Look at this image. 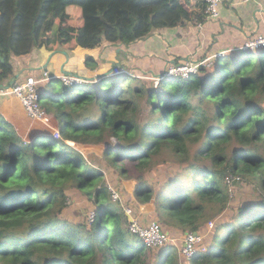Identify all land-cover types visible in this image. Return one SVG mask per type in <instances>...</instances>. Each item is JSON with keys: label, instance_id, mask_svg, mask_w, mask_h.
<instances>
[{"label": "trees", "instance_id": "obj_1", "mask_svg": "<svg viewBox=\"0 0 264 264\" xmlns=\"http://www.w3.org/2000/svg\"><path fill=\"white\" fill-rule=\"evenodd\" d=\"M207 7V0H0V85L15 75L14 56L104 40L128 46L160 28L205 23ZM59 18L66 24L57 27ZM202 61H192L201 64L188 78L166 76L158 87L122 67L89 83L46 80L41 102L61 138L36 131L26 139L12 106L0 108V264H264V48L216 56L212 69ZM85 63L98 65L91 55ZM77 144L103 145L104 162L171 231H197L230 209L228 172L258 198L217 224L215 243L188 262L171 245L152 255L130 229L121 190ZM161 161L191 175L173 201L166 189L180 173L159 185L146 178ZM76 194L94 205V221L64 215Z\"/></svg>", "mask_w": 264, "mask_h": 264}, {"label": "rangeland", "instance_id": "obj_2", "mask_svg": "<svg viewBox=\"0 0 264 264\" xmlns=\"http://www.w3.org/2000/svg\"><path fill=\"white\" fill-rule=\"evenodd\" d=\"M64 24H66V19L59 18L57 21V27L62 26ZM199 24L201 23H197V22L190 20L183 26L178 25L175 27L160 28V29H157L151 35H149L147 38L134 42V43L141 42L140 44L143 46L144 51L147 48V50L151 52L147 57H144V54H136V53H132L129 51L125 52L124 50H127L125 49L127 47L126 45L124 44L115 45V44L109 43L106 40H104L102 42V45L98 47L100 48V50L96 52V54H98L100 51H101L100 54H103L105 49L107 48L106 45L111 46L114 50L120 47L121 49L119 51V54L122 60V64L125 66V67L122 66V69L126 68L130 70L132 73L136 74L137 77H141V78L145 77L147 82L154 84L155 87H158L160 80L165 79V77L163 78L161 74H163L165 70H169L171 66H174L173 65L174 63L172 62L174 60L178 61V63H176L178 65V64H181L183 61H188V60L194 61V60L203 59V61L205 60L204 64H207V67L210 69H212V67L216 65L215 63L216 57L205 58V55L202 54V51H203L202 48H204L203 46L204 42L202 40V33L200 31V28L198 27ZM167 32H174L176 36L177 34H179L177 36L179 40L176 39L174 42H170V41L162 42L163 49L156 50V46H154V48L150 50V46L153 44V40L155 39V37L159 33L161 35H164ZM57 48L51 47L49 50L58 51L56 50ZM93 50H96V49H93ZM93 50L91 53L92 55L95 54ZM139 50L143 52L142 48H139ZM35 51H39V49H35L33 52ZM63 51H65L67 55L70 54L69 56L71 57L73 56V54H71L72 50L65 48ZM33 52H31L30 54L26 56L25 55L24 56H14L15 67H16L15 74L25 69V72L20 76L18 80H22L28 76H34V77H37L38 79L44 78L45 76L44 70H30L29 69V66H31L34 63L33 57L35 55H32ZM85 54H86L85 52L81 54L82 58L80 60V63L76 65L75 71H80L84 73L85 76L90 77L95 72L92 69L99 70V67L98 65L96 68L87 66V64L84 62L85 60L83 57L85 56ZM83 63L86 64L87 69L86 67H84L83 68L84 70H80L78 67L79 65L84 66ZM145 63L147 64L149 63L147 65L149 68H152L154 66L153 71L157 74L160 73V75H154V76L145 75L146 73H149V72H143V70H148V67L145 65ZM66 65H67L66 62L64 61L60 66H62L65 70H69L67 69L68 66ZM111 69H116V67L114 68L112 66ZM47 72L51 74L49 71ZM85 80L86 81L84 82H88V83L90 82L89 79H85ZM56 82H57V86H60V87L63 86L64 84V82L60 78ZM84 82H79V83H84ZM45 84H46L45 81H43L40 84V86L42 87ZM0 96H1L0 97V108H2L3 111L4 109H7L9 111L10 110L9 106H12V109L14 111L12 110L11 112L14 113V117H15V119L13 117L12 120L17 126L18 131L21 132L26 139H29L30 134L36 131H40L39 133L49 132L53 134L56 138H61V133L60 135L58 134V131H59L58 120L56 119L53 113L52 114L49 113L48 117L44 119L34 120L26 116L27 114L25 113V111H23L20 104L18 105L17 109L14 108L15 101L13 100L11 101V99H14L13 97H10V95L3 96L1 94ZM1 100L2 101L4 100V101L2 102ZM44 101H45V98H43V102ZM5 116L7 117V115ZM27 118L29 120H27ZM112 141H114L115 144L118 142L116 138H112ZM75 146L79 149H82V151L85 153V156L90 164H92L95 167H100L104 169L105 176L108 179L107 181L112 187H118L121 190L122 197L124 200L123 201L124 208L126 209V207H129L131 209L132 216L134 218H137L141 222H149L153 220H158L162 223V221L158 219L157 212L154 211L153 208L143 209L142 206L138 205L137 200L131 191L132 185L128 184V188L126 184H124L123 186L119 178L118 172L114 170L113 168H110L106 164V162H104V160L101 158L103 148H104L103 145L102 146H85V145L77 144ZM161 157L169 158V155L163 154ZM176 173H180V176L174 179L175 181L173 182L172 187H169L166 189V194L168 196L169 201H173L174 197L176 196V191L178 192L180 189L186 190L187 187L190 188L191 186V175L187 172L184 173V167L176 163H172V162L169 163L168 161H161L159 166H157L155 169L149 171L146 174V178L151 183L159 185V184H162L167 179H170V177H172ZM227 174H230L231 176H235V175H232L230 172H228ZM229 193L231 197L230 209L210 219L209 221L217 219L218 224L223 223V221H227L232 217L233 212L235 211V208H237L240 204L250 203V201H253V200L255 201L258 198L257 191L252 187L250 183H247L244 180L242 182H235V183L234 181H230ZM72 198L73 197H70V199L68 200L69 206L64 212V215L73 222H80L81 220H85L87 222L94 221L95 207L94 205L91 204L88 198L84 195H78V194H76V199H72ZM208 223L204 224L199 230L203 231L205 226ZM220 237L221 239L225 237L224 230L221 231ZM151 251H152L151 254L154 255L158 253L160 249H152Z\"/></svg>", "mask_w": 264, "mask_h": 264}, {"label": "crops", "instance_id": "obj_3", "mask_svg": "<svg viewBox=\"0 0 264 264\" xmlns=\"http://www.w3.org/2000/svg\"><path fill=\"white\" fill-rule=\"evenodd\" d=\"M219 10H220L219 18L210 19L207 20L205 23L198 25L202 33V40L204 42L203 44L204 48H202L203 50L202 54L205 55V58L220 56L218 55L219 53L226 54V53H231V51L240 50V48H242V46L250 38L256 37L264 33V0H249V1L222 0L219 5ZM158 35L153 40V44L150 46V50H152L154 46H156V50L163 49L162 42H168V41L174 42L176 39L179 40V38H177L179 34H177L176 36L174 32H167L164 35H161L159 33ZM140 43L141 42L132 43L128 46L126 45L127 47L125 49L127 50L124 51L125 52L129 51L136 54H144V57H147L151 52H149L147 48L144 51V48ZM106 46L107 48L105 49L103 54H100L101 51L98 54H96V52L100 50V48L98 47L93 48L96 50L87 49V48H77L76 50H72L71 53L73 54L72 57L69 56L70 54L67 55L66 53H64L63 52L64 49L62 47H58L56 49L58 51H50L48 49L35 51L32 53V55H35L33 57L34 63L29 67L31 68V67H38L43 65L45 62L48 61L49 56L53 54L48 65V71L50 73L56 75L59 74L60 72L71 73V74H78L84 78L93 79L99 75L102 76L109 74L112 71L111 67L114 66L113 64H115L117 67H122V66L125 67L122 64V60L119 54L121 48L119 47L114 50L111 46L109 45ZM139 48H142L144 53L141 50H139ZM92 50L95 53L93 55L91 54ZM81 52L86 53L85 56H83L85 60L84 62H86V59L89 57V55H91L98 63L99 70L92 69L95 72L90 77L85 76V74L80 71H75L76 65L80 63V60L82 58ZM64 61L66 62L67 64L66 66H68L67 69L69 70H65L62 66H60ZM172 62L175 64L176 61L174 60ZM148 64L145 63L146 66ZM83 65L84 66L79 65L78 68L80 70H84L83 68L86 67L87 69L86 64L83 63ZM153 68L154 66L152 68L148 67V70H143V72H149L146 73L145 75L153 76L154 74H157L153 71ZM12 97L14 99H11V101L12 100L15 101V105L13 104L14 108L17 109L18 105L20 104L23 111H25L20 100L14 96ZM152 205L150 207L148 205H141V206L143 207V209H151L153 208Z\"/></svg>", "mask_w": 264, "mask_h": 264}, {"label": "built area", "instance_id": "obj_4", "mask_svg": "<svg viewBox=\"0 0 264 264\" xmlns=\"http://www.w3.org/2000/svg\"><path fill=\"white\" fill-rule=\"evenodd\" d=\"M221 1L222 0H207L208 19H217L220 17L219 5ZM242 48L251 50L264 48V33L250 38L246 41ZM223 54L224 53H219L218 55L222 56ZM202 63H204V61H202ZM200 64L192 61H186L178 65L173 64L174 66H171L169 70H166V76L188 78L192 73L198 71ZM118 68L119 67H116L115 70L118 71ZM57 76L67 85H73L86 81V78L71 73H59ZM50 78L51 77L48 72H45V76L42 79H38L34 76H28L22 80H16L8 87H0V94L3 96L10 95L18 98L24 107L27 116L31 119H44L48 117V114L41 102L42 94L40 84ZM58 134L60 135L59 131ZM231 174L235 176H231L230 174L226 175L229 183L230 181H234V179L239 178L238 175L234 173ZM113 198L114 200L122 199L119 192L115 189H113ZM125 211L128 216H132V212L129 207H126ZM130 223L131 231L138 235L148 247L153 249H162L168 245L175 246L178 249L182 261L188 262L199 251H207L213 244L214 231L217 227L218 220L215 219L209 221L203 231H171L158 220L141 222L134 217Z\"/></svg>", "mask_w": 264, "mask_h": 264}, {"label": "water", "instance_id": "obj_5", "mask_svg": "<svg viewBox=\"0 0 264 264\" xmlns=\"http://www.w3.org/2000/svg\"><path fill=\"white\" fill-rule=\"evenodd\" d=\"M64 53H65V51H63ZM52 55L53 54H51L50 56H49V59H48V61L47 62H45L43 65H41V66H38V67H29V69L30 70H44V71H48V65H49V61L51 60V57H52ZM3 60H4V58H3ZM114 66V68L115 67H117L115 64H113ZM25 72V69H23V70H21L20 72H18V73H16L12 78H11V80H10V82H9V84H7V85H0V87H8V86H10V85H12L16 80H18L19 78H20V76L23 74ZM76 75H78V74H76ZM154 75H160V74H154ZM165 75V76H164ZM166 71H164L163 72V74H161V76L164 78V77H166ZM51 76L52 77H55V74H51ZM80 76V75H79ZM101 75H99V77H100ZM89 80H92V79H89ZM133 219V217L132 216H129V220L131 221Z\"/></svg>", "mask_w": 264, "mask_h": 264}, {"label": "clouds", "instance_id": "obj_6", "mask_svg": "<svg viewBox=\"0 0 264 264\" xmlns=\"http://www.w3.org/2000/svg\"><path fill=\"white\" fill-rule=\"evenodd\" d=\"M45 72H47V71H45ZM51 74H52V73H51ZM51 74H50V77L52 78ZM55 77H56V78H59L56 74H55Z\"/></svg>", "mask_w": 264, "mask_h": 264}]
</instances>
